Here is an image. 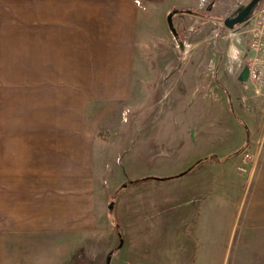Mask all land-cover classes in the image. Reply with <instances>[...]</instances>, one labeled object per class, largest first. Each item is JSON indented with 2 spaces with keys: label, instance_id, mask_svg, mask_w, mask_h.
Returning <instances> with one entry per match:
<instances>
[{
  "label": "crops",
  "instance_id": "crops-1",
  "mask_svg": "<svg viewBox=\"0 0 264 264\" xmlns=\"http://www.w3.org/2000/svg\"><path fill=\"white\" fill-rule=\"evenodd\" d=\"M210 5L0 0V264H110L124 242L99 132L160 92L183 171L199 161L138 189L179 202L171 264H264V86L246 75L247 47L212 40Z\"/></svg>",
  "mask_w": 264,
  "mask_h": 264
},
{
  "label": "rangeland",
  "instance_id": "rangeland-1",
  "mask_svg": "<svg viewBox=\"0 0 264 264\" xmlns=\"http://www.w3.org/2000/svg\"><path fill=\"white\" fill-rule=\"evenodd\" d=\"M209 1L212 2L210 10H202L210 13L212 40L219 33L226 37L230 47L245 50L252 28L251 19L248 17L231 28L224 21L234 17L250 0ZM0 49L4 55L0 61L6 62L11 57L10 47ZM53 72L60 74V69H52V75H55ZM170 100L171 95H163V92L158 98L147 95L123 108L111 128L106 126L99 132L100 144H105L100 163L103 165L101 182L106 189V201L113 204L110 220L112 234L117 237L116 248L124 242L111 255L110 264H171L173 254H178L177 230L183 227L175 216H180L179 202L171 196L161 197V193L154 196L151 191H138L144 186L165 188L172 179H155L166 178L163 177L165 173L178 174L185 166L180 160L183 146L174 147L167 141L172 136L170 125L174 117L165 108L160 111V106L165 107ZM215 118L212 115V119ZM143 178L150 179L138 181Z\"/></svg>",
  "mask_w": 264,
  "mask_h": 264
},
{
  "label": "built area",
  "instance_id": "built-area-1",
  "mask_svg": "<svg viewBox=\"0 0 264 264\" xmlns=\"http://www.w3.org/2000/svg\"><path fill=\"white\" fill-rule=\"evenodd\" d=\"M249 18L252 28L244 60L245 71L251 81L264 86V0L253 9ZM243 158L249 160L250 154L245 152Z\"/></svg>",
  "mask_w": 264,
  "mask_h": 264
},
{
  "label": "water",
  "instance_id": "water-1",
  "mask_svg": "<svg viewBox=\"0 0 264 264\" xmlns=\"http://www.w3.org/2000/svg\"><path fill=\"white\" fill-rule=\"evenodd\" d=\"M261 0H250L234 17L227 18L224 23L227 27L231 28L234 25L245 21L251 12L253 11L254 7L260 2ZM178 10H172L167 15V23L169 27L172 29V31H175L172 25V16L176 14ZM107 264L109 263V258H107Z\"/></svg>",
  "mask_w": 264,
  "mask_h": 264
},
{
  "label": "trees",
  "instance_id": "trees-1",
  "mask_svg": "<svg viewBox=\"0 0 264 264\" xmlns=\"http://www.w3.org/2000/svg\"><path fill=\"white\" fill-rule=\"evenodd\" d=\"M263 0H261L259 3H261ZM258 3V4H259ZM257 4V5H258ZM257 5L254 7V9L257 7ZM199 162V161H198ZM198 162H196V163H194L191 167H189L188 169H186L185 171H183L182 173H180V174H178V175H174V176H171V177H167V178H163V179H171V178H176V177H179V176H182V175H184V174H186L187 172H189L190 170H192L193 168H194V166L198 163ZM148 179H150V178H143V179H139L138 181L140 182V181H144V180H148ZM158 179H160V178H158ZM162 180V179H161ZM137 182V181H136Z\"/></svg>",
  "mask_w": 264,
  "mask_h": 264
}]
</instances>
